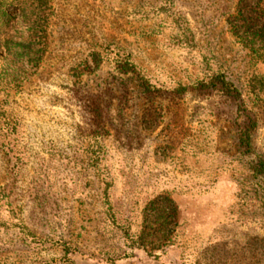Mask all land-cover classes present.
<instances>
[{
    "label": "rangeland",
    "instance_id": "obj_1",
    "mask_svg": "<svg viewBox=\"0 0 264 264\" xmlns=\"http://www.w3.org/2000/svg\"><path fill=\"white\" fill-rule=\"evenodd\" d=\"M256 156L264 0H0V264H264Z\"/></svg>",
    "mask_w": 264,
    "mask_h": 264
},
{
    "label": "trees",
    "instance_id": "obj_2",
    "mask_svg": "<svg viewBox=\"0 0 264 264\" xmlns=\"http://www.w3.org/2000/svg\"><path fill=\"white\" fill-rule=\"evenodd\" d=\"M37 43L36 46H38ZM2 45L4 46V51L6 55H12L15 53L16 45L12 43L10 39H4ZM18 50L21 51L19 53L28 55L30 57V53L27 51L28 46L25 47V45H18ZM17 50V49H16ZM31 58V57H30ZM212 83H220L222 87L227 88V90H236L233 83L226 78V76L222 73H217L212 75L211 77ZM244 144L246 146H249L248 143V137H246V140H244ZM250 177L252 180L253 185L258 187V190L260 194L264 197V157L256 156L255 160L252 162L250 166Z\"/></svg>",
    "mask_w": 264,
    "mask_h": 264
}]
</instances>
